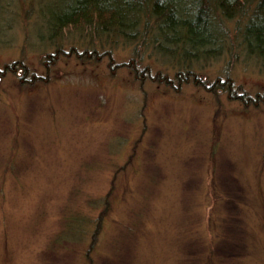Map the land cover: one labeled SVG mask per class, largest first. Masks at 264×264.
<instances>
[{
	"label": "rangeland",
	"instance_id": "374dc122",
	"mask_svg": "<svg viewBox=\"0 0 264 264\" xmlns=\"http://www.w3.org/2000/svg\"><path fill=\"white\" fill-rule=\"evenodd\" d=\"M65 1L0 13V264H264V59L56 42Z\"/></svg>",
	"mask_w": 264,
	"mask_h": 264
},
{
	"label": "trees",
	"instance_id": "16d2710c",
	"mask_svg": "<svg viewBox=\"0 0 264 264\" xmlns=\"http://www.w3.org/2000/svg\"><path fill=\"white\" fill-rule=\"evenodd\" d=\"M48 11L49 34L56 42L72 29L89 28L106 43L123 39L164 56H181L188 72L197 62L232 55L229 41L235 32L249 54L264 59V0H66ZM232 21L235 28L230 30ZM102 217L86 253L90 259L99 244Z\"/></svg>",
	"mask_w": 264,
	"mask_h": 264
},
{
	"label": "bare ground",
	"instance_id": "6f19581e",
	"mask_svg": "<svg viewBox=\"0 0 264 264\" xmlns=\"http://www.w3.org/2000/svg\"><path fill=\"white\" fill-rule=\"evenodd\" d=\"M3 3H4L3 5H4V8H5V0L3 1ZM4 8H3V9H4ZM53 9H54V8H53ZM2 11H3V10H2ZM47 23H48V22H47ZM47 25H48V24H47ZM48 29H49V28H48ZM49 31H50V30H49ZM49 33H50V32H49Z\"/></svg>",
	"mask_w": 264,
	"mask_h": 264
},
{
	"label": "flooded vegetation",
	"instance_id": "af4514ba",
	"mask_svg": "<svg viewBox=\"0 0 264 264\" xmlns=\"http://www.w3.org/2000/svg\"><path fill=\"white\" fill-rule=\"evenodd\" d=\"M220 90V89H219Z\"/></svg>",
	"mask_w": 264,
	"mask_h": 264
}]
</instances>
